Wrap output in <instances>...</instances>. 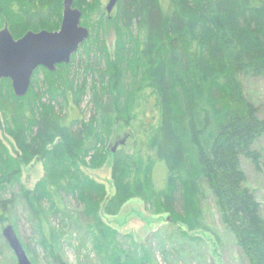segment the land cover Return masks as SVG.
Segmentation results:
<instances>
[{
	"label": "trees",
	"instance_id": "trees-1",
	"mask_svg": "<svg viewBox=\"0 0 264 264\" xmlns=\"http://www.w3.org/2000/svg\"><path fill=\"white\" fill-rule=\"evenodd\" d=\"M60 4L13 2L10 14L18 24L6 22L8 30L20 38L48 27ZM101 6V0L93 6L98 68L92 62L84 67L86 74H98L96 80L89 85L82 79L77 86L76 75L59 81L56 71L46 72L37 91L33 81L23 98L0 96L1 125L13 144L11 152L0 140V228H16L5 213L16 198L5 196L17 185V198L51 264H65L64 228L85 233L76 250L90 245L94 259L88 255L80 264H158L151 247L132 240L122 244L127 235L120 236L101 216H116L127 201L138 198L166 215L179 237L199 242L194 234L207 232L201 210L205 186L246 263L264 264V220L240 164L241 158L258 162L253 147L264 137V121L242 84L243 79H264V0H119L113 17ZM78 7L90 8L85 2ZM105 21L116 34L113 56L99 38ZM72 64L63 68L69 72ZM87 89L92 113L84 119L76 110ZM146 90L155 99L158 125L139 150L112 153L114 192L108 197L104 185L84 169L106 164L115 126L131 118L138 94ZM35 159L43 177L30 190L21 184V166ZM158 163L165 167L160 189L154 182ZM67 198L79 210L68 211ZM56 217L61 228L52 224Z\"/></svg>",
	"mask_w": 264,
	"mask_h": 264
},
{
	"label": "rangeland",
	"instance_id": "rangeland-1",
	"mask_svg": "<svg viewBox=\"0 0 264 264\" xmlns=\"http://www.w3.org/2000/svg\"><path fill=\"white\" fill-rule=\"evenodd\" d=\"M96 0H79L80 3L90 7L87 11H81L82 18L80 25L87 28L90 32V38L79 48L78 52L72 57V68L68 72L63 67H58V80L64 81L73 75H76L75 85H79L82 79H86L90 85L92 80H96L97 73L86 74L84 67L88 62L93 68H98L94 63L98 52L95 50V34L93 32L95 26V14L93 6ZM108 0H101L102 8L105 10ZM15 2L17 5H23L26 0H0V31L4 27L8 28V23L17 21L10 14V4ZM115 10L111 13L114 16ZM18 22L15 23L17 25ZM105 30L99 36L100 40L105 43V47L109 56H113L115 50L116 34L113 29V24L103 23ZM15 27V26H14ZM90 54L91 60L88 61L87 56ZM98 61V59H97ZM100 65L104 68V61L100 58ZM70 62V63H71ZM92 68V67H91ZM47 71L39 70V74L35 80L36 86L34 91L40 87V82L44 80V73ZM73 79V78H72ZM10 82V81H9ZM7 80L1 82L0 96L8 101L13 95L11 84ZM129 82V79H127ZM243 91L246 99L252 103L257 109V117L264 121V79H243ZM32 87V86H31ZM3 94V95H1ZM150 91L140 92L139 101L136 108L131 112V118L127 122H119L114 130L110 140L107 143L109 151L108 160L103 167L97 170L84 169L86 175L98 183L104 185L106 193L109 196L113 195V186L111 182V155L112 149H124L125 152H133L142 148V143L147 141L150 128H155L158 125L159 115L156 108L154 97L150 96ZM91 94L87 89L82 98V102L76 113L84 119H88L92 113ZM43 103L47 101L43 100ZM58 111V108H56ZM0 140L13 152L12 141L6 136L0 119ZM253 150L258 155L257 163H253L249 159H240L241 169L245 175V184L252 191L257 203L260 205L261 217L264 220V137H261L254 144ZM21 184L27 189H33L36 183L43 177V170L39 160H33L28 166H21ZM165 178V167L163 164L156 165L154 174V182L158 189L162 188ZM19 195V186L10 187L6 193L5 199L10 197L16 198V204L11 211L5 212L9 216L16 228L10 225L16 236L18 237L28 259L31 264H51V261L46 258L41 247L37 243V235L34 232L32 223L29 220L23 202L17 197ZM64 205L70 212H76L79 207L72 199H65ZM202 221L207 232H196L194 235L201 237L199 242L192 243L179 237L175 226L167 222V216L156 214L149 206H146L140 199L134 198L127 201L116 216L102 215L103 221L112 229L116 230L120 236L127 235V239L121 240L122 244H130L134 241L139 244H144L146 247H151L154 252V257L158 264H247L244 260L239 248L237 247L233 237L221 224L219 213L214 204L211 193L205 186L202 189L201 197ZM2 208L0 207V212ZM72 214V213H71ZM74 217V214H73ZM54 227L61 228L59 217L52 220ZM83 224V223H81ZM9 225V224H8ZM7 225V226H8ZM6 227V226H5ZM184 229V228H183ZM65 237L62 239L61 258L65 264H80L83 263L86 256L89 255L94 259V254L91 251L90 245L88 250H76L79 241L85 237V233L71 232L69 229H63ZM2 229L0 228V264H16V259L9 249L8 245L1 236ZM71 235V236H70ZM68 237V238H67ZM70 239V241H68ZM26 247L28 249H26ZM167 253L165 258L162 250ZM161 251V252H160ZM49 262V263H48Z\"/></svg>",
	"mask_w": 264,
	"mask_h": 264
},
{
	"label": "water",
	"instance_id": "water-1",
	"mask_svg": "<svg viewBox=\"0 0 264 264\" xmlns=\"http://www.w3.org/2000/svg\"><path fill=\"white\" fill-rule=\"evenodd\" d=\"M118 1L108 0L107 15L110 16ZM73 3L74 0H63V17L58 32H27L14 40L7 27L0 31V82L9 80L16 98L26 96L34 71L44 68L53 73L57 65H68L71 56L88 39V30L80 26V11L71 9ZM1 236L12 251L16 264H31L10 225L2 229Z\"/></svg>",
	"mask_w": 264,
	"mask_h": 264
},
{
	"label": "flooded vegetation",
	"instance_id": "flooded-vegetation-1",
	"mask_svg": "<svg viewBox=\"0 0 264 264\" xmlns=\"http://www.w3.org/2000/svg\"><path fill=\"white\" fill-rule=\"evenodd\" d=\"M42 1H47V0H42ZM77 1H78V0H74V3H73V5H72V8H71V9L80 11V10L78 9V7H77ZM107 2H108V1H107ZM60 5H61V6H60V7H61V8H60V9H61V10H60V14H57V13H56V15H55L54 17H51V18L49 19V21H50V20L53 18V19H52V22L48 24V27L44 25L45 28H42V29L39 30V31H28V32L39 33V32H41V31H47V32H58V31H60L61 22H62V17H63V8H64V7H63V0H61V4H60ZM113 10H114V9H113ZM113 10H112V12H113ZM112 12H111V13H112ZM110 15H111V14H110ZM81 18H82V15H81ZM80 20H81V19H80ZM80 26L83 27L82 25H80ZM4 28H5V27H4ZM83 28H85V27H83ZM86 29H87V28H86ZM87 30H88V29H87ZM9 32H10V31H9ZM88 32H89V30H88ZM26 33H27V32H26ZM26 33H25V34H26ZM25 34H24V35H25ZM24 35H22V37H23ZM12 37H13V36H12ZM22 37H20V38H22ZM20 38H14V37H13L14 40H18V39H20ZM89 38H90V32H89V37H88V39H89ZM88 39H87V40H88ZM87 40H86V41H87ZM86 41H85V42H86ZM85 42H84V43H85ZM84 43H83V44H84ZM83 44H82V45H83ZM80 47H81V46H80ZM80 47H79V48H80ZM79 48H78V50H79ZM77 52H78V51H77ZM77 52H76V53H77ZM76 53H75V54H76ZM75 54H74V55H75ZM74 55L71 56V58H70V62L72 61V57H73ZM70 62H69V64H70ZM69 64H68V65H69ZM68 65H65V64L57 65V66H56V69H57L58 67H63V66L66 67V66H68ZM41 69L47 71V70L44 69V68H38L36 71H34L33 76H32V79H31V84H32L33 81L36 80L37 76L40 74V73H39V70H41ZM56 69H55V71H56ZM47 72H48V71H47ZM40 75H41V74H40Z\"/></svg>",
	"mask_w": 264,
	"mask_h": 264
}]
</instances>
